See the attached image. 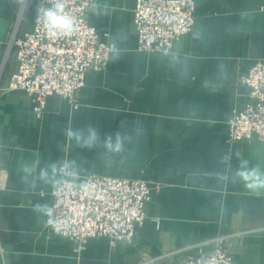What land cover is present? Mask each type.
I'll use <instances>...</instances> for the list:
<instances>
[{"label": "crops", "instance_id": "1", "mask_svg": "<svg viewBox=\"0 0 264 264\" xmlns=\"http://www.w3.org/2000/svg\"><path fill=\"white\" fill-rule=\"evenodd\" d=\"M39 1L0 0V264H179L217 236L235 264H264V188L237 174L241 160L264 173V142L228 139L248 94L238 76L264 60V0H194L192 30L169 53L137 49L135 0H92L86 19L115 49L85 72L77 108L53 95L37 116L26 92L6 85L17 67L10 32L32 29ZM90 173L153 185L133 242L97 237L76 253L45 228L35 206Z\"/></svg>", "mask_w": 264, "mask_h": 264}, {"label": "built area", "instance_id": "2", "mask_svg": "<svg viewBox=\"0 0 264 264\" xmlns=\"http://www.w3.org/2000/svg\"><path fill=\"white\" fill-rule=\"evenodd\" d=\"M57 2L64 4L63 14L74 22L71 34L53 36L45 27V12ZM91 3L92 0H40L32 29L19 34L16 30L10 32L7 45L17 67L6 88L26 92L37 116L53 95L77 108L85 72L103 69L115 49L88 23L85 13ZM132 21L138 50L169 53L174 42L192 30L194 0H135ZM237 80L248 88V94L232 110L228 139L235 142L256 138L264 142V60H256ZM59 169L67 175L63 165ZM153 190V185L142 179L95 173L80 183L66 178L50 192L52 215L46 216L44 226L54 236L71 240L76 253L89 239L97 237L108 238L111 246L118 241L131 243L146 218L145 207ZM194 249L179 264H235L223 236L200 242Z\"/></svg>", "mask_w": 264, "mask_h": 264}, {"label": "clouds", "instance_id": "3", "mask_svg": "<svg viewBox=\"0 0 264 264\" xmlns=\"http://www.w3.org/2000/svg\"><path fill=\"white\" fill-rule=\"evenodd\" d=\"M63 10L64 4L61 2H57L52 8L47 9L45 12V27L53 36L57 35L58 33L71 34L74 29V22L72 18L64 15ZM88 131L89 135L87 140L85 141V144L90 147L97 138V132L94 128H89ZM68 135L70 137L75 136L77 140L81 138L79 132H73L72 130H69ZM107 146L109 148L112 147L110 143V138ZM119 148V137H117L116 150H119ZM247 165L248 161L241 160V170H239L237 173L246 182V187L253 190L264 188V173H261L258 169L255 168L248 170ZM45 175L46 173H41L42 177ZM35 210L44 212L48 216L52 215V209L49 208L47 205L37 204L35 206Z\"/></svg>", "mask_w": 264, "mask_h": 264}, {"label": "rangeland", "instance_id": "4", "mask_svg": "<svg viewBox=\"0 0 264 264\" xmlns=\"http://www.w3.org/2000/svg\"><path fill=\"white\" fill-rule=\"evenodd\" d=\"M90 174H94V173H90ZM95 174H97V173H95ZM89 175V174H88ZM100 175V174H99ZM131 179V178H130ZM137 179V178H136Z\"/></svg>", "mask_w": 264, "mask_h": 264}]
</instances>
